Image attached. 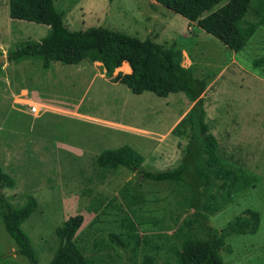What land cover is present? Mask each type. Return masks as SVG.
Segmentation results:
<instances>
[{
  "label": "rangeland",
  "instance_id": "1",
  "mask_svg": "<svg viewBox=\"0 0 264 264\" xmlns=\"http://www.w3.org/2000/svg\"><path fill=\"white\" fill-rule=\"evenodd\" d=\"M225 1H221L220 4ZM54 4L58 10L63 12L64 23L71 30L102 26L140 38L149 37L154 42L167 46L175 42L178 47L185 50L182 52V64L191 59L194 64L193 75L197 78L204 77L208 82L213 79L221 67L234 60L235 65H230L223 76L213 82L204 96L205 121L209 127L208 132L215 139V153L256 174L259 179L253 187L238 195L219 211L210 214L208 223L220 229L229 220L241 215L245 209L257 210L260 223L256 232L227 236L225 247L220 253L225 264H264V71L253 68L251 65L253 59L264 54V23L256 29L239 51H233L195 23H189L186 18L155 0H54ZM48 30L49 27L45 24L10 18L8 0H0V45L5 43L6 46L10 44L16 46L22 42L39 40L47 34ZM185 35L191 38L187 39ZM64 63L59 70L62 73L59 76L56 75L55 89L58 90V100H60L62 91L63 102L72 106L75 105V98L81 95L88 84L81 76L83 73L77 74L76 70L71 68L72 65ZM120 69L125 70V65ZM44 81H46L45 77ZM108 88L109 85H105L103 79L97 78L92 83L87 96L80 103L81 108L101 117L122 119L129 123L142 125L146 129L152 128V114L158 113L155 107L158 108L161 105L160 109H162L164 100L162 97L153 93H148L143 97L132 96L128 92L127 98L130 101L127 103L133 106V110L140 111L142 108L144 112L143 118L141 115H129L128 117L125 113L130 108L129 105L119 107L116 100H113L114 97L111 99ZM172 96L182 97L181 100L176 98V103L168 109L174 111L177 116L187 106L188 99L181 92ZM31 107L39 111V106H30V114L37 116L38 114H32ZM160 112L162 110H159ZM73 126L83 127L81 123L73 124ZM167 126L168 123L164 119L161 120L154 127L158 130L154 137L164 139L166 134L163 137L158 134L165 131ZM93 129L92 135L96 138L94 142L99 143L102 140L104 128L94 126ZM167 134L169 135L166 139H162L153 150L154 152L157 150L155 157L152 156L153 151L147 152L146 149L151 140L135 138V146L139 149L136 151L141 153L145 159L142 164L144 170L155 171L178 164L183 145L188 140L187 126L180 120L177 126ZM86 147L89 149L92 143ZM89 151L81 152L80 160L85 162L83 164L85 169L89 168L87 166L91 168L92 164L91 161L88 162L92 155L91 150ZM79 166L69 168L70 178L78 175ZM50 169L57 176H61L65 170L68 171L65 162L57 158L50 161ZM68 175L62 176L63 179L59 181L58 185L61 181H65L60 186L61 191L51 193L49 187L56 184H48L46 191L51 194V199L46 208L51 206L49 211L45 213L46 210L41 205V215H31L32 217L30 216L21 225L26 233L28 229L34 228L32 234L35 237L33 236L29 242L39 264H46L53 256L51 253L54 252L53 247L57 244L56 241L53 243L50 236L53 227L62 225L69 216L78 214L73 212L79 209L80 201L73 199L74 191H70V187L76 182H69ZM127 181L138 183V188L145 196L144 203L129 209L131 217L137 224L141 240L137 253L132 255L121 247L109 248L108 232L120 230L118 223L122 213H118L115 209H109L96 222L91 221L94 215L87 214L86 211L84 214L79 213L84 218L76 232L77 243L83 247L85 255L91 257L92 264H140L144 254L153 256L152 264H177L174 248L179 247L185 237L200 233L197 225H192L182 233L176 229L182 218L192 211L188 202L191 195L189 186L183 182L140 180L133 171L127 173L121 186ZM119 183L112 188L113 193L110 197L116 194ZM2 192L10 202V189L4 188ZM61 194L65 197L63 203ZM103 205L101 204L100 207ZM43 221L46 224H40ZM97 226L100 229H97ZM36 235L40 236L38 238H41V241L48 239L49 244L39 242ZM48 254L51 256L48 257ZM0 264H29L25 256L17 253L14 241L3 228L1 217Z\"/></svg>",
  "mask_w": 264,
  "mask_h": 264
},
{
  "label": "trees",
  "instance_id": "2",
  "mask_svg": "<svg viewBox=\"0 0 264 264\" xmlns=\"http://www.w3.org/2000/svg\"><path fill=\"white\" fill-rule=\"evenodd\" d=\"M155 1L180 14L189 23H195L233 51H239L264 23V0H226L222 4L223 0ZM8 15L12 19L49 27L43 38L16 45L7 54L9 63L29 58L42 59L47 65L54 59L74 62L82 58L89 63L100 62L105 73L109 74L116 67L119 73L125 71L120 66L123 61H127L131 67L127 82L131 83L133 90L149 89L159 95L182 91L188 100L195 101L181 120L187 126L188 140L183 145L176 166L155 171L144 170V157L126 144L101 150L96 164L104 168L125 165L140 180L186 183L191 191L188 202L192 211L182 218L176 229L182 233L192 225H197L200 233L185 237L181 245L174 248L175 261L177 264H225L220 253L225 247V238L232 234L256 232L260 223L259 212L245 209L220 229L208 223V216L253 187L259 178L215 153V140L204 133L201 121L203 100L200 95L208 81L204 77H195L193 66L181 64V47L175 42L167 46L149 37L140 38L102 26L71 30L64 23L63 12L55 7L54 0H8ZM251 65L264 71V54L253 59ZM138 78L143 80L135 83ZM156 153L157 150L153 151L152 156L155 157ZM4 177L0 168V217L3 228L14 241L17 253L25 256L29 264H39L29 239L18 227V223L35 208V199L30 196L24 207L13 209L2 192ZM138 186L132 181L124 183L91 219L96 222L109 209L122 213L118 223L120 230L108 232L107 243L109 248L121 247L132 255L137 253L141 240L129 209L145 201ZM82 222L83 215L78 213L69 216L56 228L58 242L50 264L93 263L77 243L78 238H75ZM152 261V255L144 254L140 264H152Z\"/></svg>",
  "mask_w": 264,
  "mask_h": 264
},
{
  "label": "crops",
  "instance_id": "3",
  "mask_svg": "<svg viewBox=\"0 0 264 264\" xmlns=\"http://www.w3.org/2000/svg\"><path fill=\"white\" fill-rule=\"evenodd\" d=\"M185 37L187 39L191 38L188 35H185ZM14 48L15 45L13 46L11 44L6 46L5 43H2L0 45V53H4L6 56V60L0 65V168L5 174L2 189H10L9 203L13 209L24 207L30 196L35 199L36 205L33 211L18 223L19 229L31 241V238L34 236L32 234L34 228L28 229V235L21 228V225L31 215H41V205L45 208V213L49 211L51 206L46 208V205L51 199V194L46 191L49 183L56 184L49 187L51 193H55L58 190L61 191L60 186L65 181H61L60 185L58 184L60 179H63L62 176L68 175L70 167L80 165V168L78 167V175L72 178L69 175L67 177L69 182H76L74 186L70 187V191H74L73 199H79L78 201H80L79 209L73 213L84 214L86 211L87 214L95 215L101 208V204H105L110 198V195L113 193L111 191L112 188H115L121 179V182L117 186L120 188L122 181L124 182L126 179L127 173L129 171L132 172L131 169L122 164H119L116 168L97 166L96 158L100 151L103 149L117 148L124 144L133 147L135 150H139L135 146L136 137L151 140L146 149L147 152L153 151L163 139L157 136L154 137L158 131L154 127L164 119L168 123V126L165 131L159 132L158 135L161 137L164 134L167 135L171 129L177 126L178 121L185 118L195 101L188 100L187 106L176 116L174 111L168 109L176 103V98L181 100L182 97L175 98L172 95L183 92L170 91L165 95H159L149 89H142L140 91L133 90L134 88H132L131 83L127 82L131 76V67L127 61H123L122 63L128 67V71L119 73L116 71V67L109 74L105 73V69L101 66L100 62L89 63L82 58L74 62L54 59L50 60L47 65H44L42 59L29 58L21 59L15 63H9L7 61V54ZM183 51L185 50L182 49ZM63 63L72 65L71 68L76 70L77 74L80 75L83 73L81 76L84 77L88 84L81 95L75 98V105L72 106L63 102L62 91L60 92V100H58V90L55 89V83L57 82L56 75L59 76L62 73L59 70L63 66ZM232 64L235 65L234 60H231L221 67L213 79L208 82L206 88L200 95L202 100H204V96L213 85V82L220 79L225 70ZM182 65L187 67L193 66L194 64L191 59H188ZM44 77L46 81H44ZM97 78L103 79L105 85H109L108 93L111 94V99L114 97L113 100H116L119 107L120 105L127 106V102L130 101L127 98L128 92L132 96L143 97L148 93H153L158 97H162L164 99L162 109H160L161 105L158 108L155 107L158 113L152 114L153 124L151 127L153 129H146L142 125L129 123L122 119H109L84 111L80 103L87 96L92 83ZM142 80L143 78H138L135 83H139ZM108 93L104 94L108 95ZM130 99L132 98L130 97ZM33 105L39 106L37 116L30 114V106ZM129 107L125 113L128 117L129 115H141V118H143L144 112L142 108L138 111L137 109L133 110V106L131 105ZM159 110H162V112L159 113ZM201 121L202 129L209 137L211 133L208 132L209 127L205 121L203 105ZM78 123H81L83 127L73 126V124L77 125ZM94 126L104 128V134L99 143L94 142L96 139L92 135ZM90 129H92L90 131L91 133L89 132ZM89 143H92V147L88 149L86 146ZM96 143L98 145L95 146ZM84 144L86 146L81 147ZM213 147L216 150V145ZM89 150H91L92 155L88 162L91 161L92 164L91 168L87 166L89 168L85 169L83 165L85 162L80 160L82 156L81 152H90ZM54 158L64 161L68 169L61 176L55 175L50 169V161ZM64 194H61L62 203L65 200ZM44 223L46 224L45 221L40 224L43 225ZM57 227L54 226L50 234L53 243L55 241L56 243L58 242V237L55 233ZM38 237L40 236H37L36 239H39ZM47 241L48 239H45V241H41V238L39 239V242L49 244ZM51 254L47 256L50 257ZM51 258L46 264L51 263Z\"/></svg>",
  "mask_w": 264,
  "mask_h": 264
},
{
  "label": "water",
  "instance_id": "4",
  "mask_svg": "<svg viewBox=\"0 0 264 264\" xmlns=\"http://www.w3.org/2000/svg\"><path fill=\"white\" fill-rule=\"evenodd\" d=\"M6 60V56L4 53H0V65Z\"/></svg>",
  "mask_w": 264,
  "mask_h": 264
},
{
  "label": "built area",
  "instance_id": "5",
  "mask_svg": "<svg viewBox=\"0 0 264 264\" xmlns=\"http://www.w3.org/2000/svg\"><path fill=\"white\" fill-rule=\"evenodd\" d=\"M32 114L36 115L38 113V109L35 107H31Z\"/></svg>",
  "mask_w": 264,
  "mask_h": 264
},
{
  "label": "bare ground",
  "instance_id": "6",
  "mask_svg": "<svg viewBox=\"0 0 264 264\" xmlns=\"http://www.w3.org/2000/svg\"><path fill=\"white\" fill-rule=\"evenodd\" d=\"M124 64L122 63V65L120 67H122ZM125 70L128 71V67L125 65Z\"/></svg>",
  "mask_w": 264,
  "mask_h": 264
}]
</instances>
